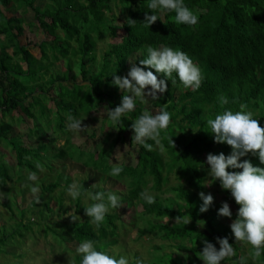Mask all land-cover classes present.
<instances>
[{
  "label": "trees",
  "instance_id": "obj_1",
  "mask_svg": "<svg viewBox=\"0 0 264 264\" xmlns=\"http://www.w3.org/2000/svg\"><path fill=\"white\" fill-rule=\"evenodd\" d=\"M40 1L0 0V144L13 152L15 160V164L10 165L0 154V191L8 187L11 177L19 183L24 181L25 173H38L36 164L41 162L35 157L40 158L41 151L48 154L56 150L52 153L54 163L65 159L74 162L71 159H75L77 163H74L78 164L85 155L92 160H98L100 155L111 160L115 147L124 144L128 137L129 145L137 149L136 165H118L123 168L119 176L115 179L106 176L109 183H124L125 191L119 193L111 188L91 187L87 182L77 180L84 187L83 194L75 200L71 197L67 200L69 207L80 217L77 223L70 221L67 225L72 230L73 241L80 244L94 240L97 251L109 255L108 248L116 244L118 229L124 226L121 216L116 209H110L105 222L97 230L90 217L85 215L84 208L94 203L86 191L93 194L113 192L121 197L122 203L141 205V214L148 224L147 232L178 243L175 246L170 244L169 248L175 247L178 252L185 253V256L165 254L154 258L150 264H200L202 241L206 239L215 246L217 237H227L237 254L231 262L238 264L243 255L241 247L233 243L234 235L229 225L220 221L214 201L208 211L199 212L203 201L198 194L210 193L204 186L209 168L204 162L207 154L222 152L227 156L231 152L226 143H214L207 120L225 110L239 111V105L246 104V111H251L253 118L264 127V0H184V4L198 15L196 26L176 23L175 12H152L147 7L150 0H43L41 4ZM146 14L159 17L149 28L144 23ZM26 15H31V21L26 20ZM128 19L136 23L130 26ZM34 27L44 34V39L36 45L40 54L38 58L29 51V42H21L27 31L34 33ZM115 39L118 41L113 42ZM148 46L156 49L167 46L187 53L201 69L204 77L201 87L197 91L185 89L177 74L173 73L172 79L176 83L166 80L167 91L158 93L159 99L146 97L147 103L137 99L135 110L121 118L118 130L111 129L107 111L119 106L122 96L128 94L112 83L113 75L127 76L130 62L141 66L139 60L147 58ZM59 62L63 63L64 71L55 74L52 69ZM145 70L153 71L158 79H165L154 69ZM78 77L80 81H77ZM53 86L56 87L55 96L49 95ZM221 95L227 97L228 104L221 106ZM48 103L53 104V109ZM102 104L106 108V117L100 128L104 136L102 146L98 148L100 151H86L70 142L65 127L67 115L84 118ZM162 108L171 114L167 131L161 133L165 151L161 152L151 140L147 142L153 144L152 151L132 142V123L146 109L156 114ZM28 120L33 125L28 128L29 134L32 132L37 140L42 139L49 125L54 124V133L60 131L65 136L63 146L56 149L50 142H37L35 150L25 147L20 136L14 137L11 133L14 125ZM36 127L42 135L36 134ZM94 137L92 134V139ZM75 152L78 157L72 156ZM244 159L255 167L264 168L258 156L249 154L241 161ZM228 171L240 172L242 169L229 168ZM107 172L108 169L102 170L103 175ZM64 177L68 185L70 179ZM170 177L176 180V185L168 186ZM148 182H151L149 189L154 191L155 202L152 204L140 196L147 189ZM40 185L43 186L40 202L46 193L51 194L59 187L67 189L60 186L59 180L47 184L42 181ZM214 185L220 186L219 181L216 180ZM163 192L171 196L161 198ZM218 193L222 194L218 207L224 198L234 204L230 191L221 189ZM19 194L22 193L19 191ZM12 196L13 193L11 199L5 197L0 203L14 221L11 233L2 230L0 254L8 240L23 237L22 229H31L24 213L31 210L20 209L18 198ZM35 203L33 199L32 204ZM61 203L59 196V210ZM235 205L238 206L236 202ZM44 206L49 210L48 202ZM237 212L232 214L233 220ZM39 214L44 222L43 212ZM177 216L190 218V222L186 225L168 222ZM164 219L167 221L163 223ZM138 232L141 236L145 230L138 229ZM62 239L67 238L64 235ZM247 246L252 259V248ZM160 248L156 247L157 250ZM81 260L82 257H76L75 264H80ZM254 261L264 264V252Z\"/></svg>",
  "mask_w": 264,
  "mask_h": 264
},
{
  "label": "clouds",
  "instance_id": "obj_2",
  "mask_svg": "<svg viewBox=\"0 0 264 264\" xmlns=\"http://www.w3.org/2000/svg\"><path fill=\"white\" fill-rule=\"evenodd\" d=\"M147 7L152 12L157 10L175 12L176 23L196 26L199 22L198 15L184 4V0H150ZM144 19V23L149 28L159 17L155 14H146ZM128 23L131 26L136 21L128 19ZM130 63L131 67L127 76L113 75L112 79V83L122 93H128L122 96L119 106L107 111L111 129L114 130H118V125L123 116L135 110L137 99L141 103L148 102L146 97L157 100L159 99L158 93L163 94L167 91L166 80H171L172 84H175L176 80L172 79L173 73L177 74L185 89L192 91H197L201 87L204 78L199 66L193 62L187 53L167 46H161L159 49L148 46L147 58L139 60V65L144 67L137 66L133 62ZM145 68L154 69L155 73L163 74L165 79H158L153 71L145 70ZM219 103L221 106L228 104L227 97L221 95ZM239 108L240 110L236 112L225 110L222 114L216 115L214 119L207 120L214 143H226L230 146L231 152L227 156L222 152L207 154L208 175L212 182L204 186H211L214 181L218 180L223 190L230 191L236 204L240 206L236 219L232 220L230 224L231 232L235 241L251 246V257L253 260H258L264 252V168L253 166L247 159L241 161V158L251 154L258 156L260 163L264 164V127H261L258 120L253 118L251 111H246V104H240ZM170 118L171 114L163 108L156 114H151L146 109L131 125L134 131L132 142L152 151L153 144L147 142L151 140L155 142L161 152H164L161 133L167 131ZM67 120V129L74 133L84 132L89 128L87 125H82L81 119H76L71 114L67 115ZM169 139L174 147L171 137ZM36 167L40 172L45 171L39 162H37ZM229 168L242 169V171L230 172L228 171ZM122 171L121 166H114L109 175L119 176ZM27 179L34 182V186L30 187V192L38 204L41 198L40 186L35 182L38 181L39 177L36 172H29ZM25 187L28 185L26 184ZM83 188L81 183L73 182L67 189L68 195L75 200L83 194ZM198 195L203 201L199 212L204 213L213 205V196L204 192H200ZM87 196L96 202L84 208V212L90 217V222L95 225L97 230L105 222L110 209H118L122 206L121 197L113 192L87 193ZM140 196L148 204L155 202L154 195L147 190L141 192ZM217 215L226 218L232 217L227 202L221 203ZM65 216L70 218L71 222L80 221V217L76 215L74 209L66 213ZM175 221L186 225L190 222V218L177 216ZM216 242L219 244V250L206 239L202 241L203 248L199 258L203 260L204 264H221L222 261L237 255L227 237H217ZM96 244L97 242L94 240H85L77 246L76 253L82 255L80 264H129V260L124 256L117 259L106 252L97 251ZM135 264H143V260L137 258ZM238 264H247V259L241 256Z\"/></svg>",
  "mask_w": 264,
  "mask_h": 264
},
{
  "label": "rangeland",
  "instance_id": "obj_3",
  "mask_svg": "<svg viewBox=\"0 0 264 264\" xmlns=\"http://www.w3.org/2000/svg\"><path fill=\"white\" fill-rule=\"evenodd\" d=\"M40 1V0H39ZM43 3V0L39 2ZM21 11H18L20 13ZM26 20L31 21V15L24 16ZM36 25V24H35ZM37 26V25H36ZM34 32L31 34L27 31L25 37H22L21 42L25 43L29 42L28 46L29 51L33 56L38 58L40 56L39 50L36 45L44 39V34L40 32V30L36 29V27L32 28ZM37 31V32H36ZM119 33L121 31H118ZM118 41V39L113 40ZM100 51H98V54ZM64 71L63 63L59 62L54 64L52 72L55 74H61ZM77 81H80V78H77ZM56 87L53 86V89L50 91L49 95L55 96ZM48 95V96H49ZM150 99V98H149ZM148 100V99H147ZM49 107H52L53 104L48 103ZM106 117V108L105 106L99 105L96 110L92 111L88 116L84 118H80L82 120V125H87L89 128L84 132L74 133L67 129V124H65L67 134L70 138V142L73 144L80 146L84 150L95 151L99 147L102 146L103 143V134L100 129L102 126V120ZM24 118V117H23ZM31 120L26 122H21V124H17L13 126L11 135L14 137L20 136V140L23 142V145L27 148H32L35 150L38 146L37 142L51 143V146L54 145L56 149L61 148L65 142L64 135L60 131L54 133L55 125H49L48 129L45 131L42 139L37 140L32 132L29 134V129L32 127ZM39 128L36 127L34 130L37 135H42L41 131L39 132ZM92 134L95 135L94 139H92ZM128 140V137H126ZM18 141L20 142V140ZM124 144H120L115 147L112 152L111 160L107 157H102L100 155L99 159L96 158L90 159L88 155L82 157V160L77 163V160L71 159L74 162L69 160H62L61 163H54L56 160H53V154L56 153V150H51L48 154L45 152H40V158H36L35 160H39L43 164L45 169L44 172H40L38 170V183L40 186V195L42 192L43 186L40 185L42 181L47 184L50 181L59 180L60 186H66L67 189L69 185L73 182H78L77 180H83L89 184L91 187H99L103 189L111 188L115 192H123L125 191L124 183L122 182H110L106 176H110L109 172L114 166L118 165H130L135 166L137 163V149L134 145L130 146L129 141ZM53 149V148H52ZM98 151H100L98 149ZM96 153V151H95ZM0 154L3 155V160H5L8 164L14 165L15 160L13 156V152L9 151L7 147L3 144H0ZM93 154V153H92ZM0 155V158H1ZM78 157V154L75 152L72 156ZM96 156V155H95ZM58 161V160H57ZM204 162L206 163V157L204 158ZM53 163V168H52ZM115 163V164H114ZM207 165V163H206ZM8 167V166H7ZM109 167V168H108ZM108 169L106 175L102 174V170L105 171ZM25 171V170H24ZM208 171L206 172V182L205 184L211 183V177L208 175ZM63 176L61 177V175ZM24 181H19V183H15L12 177L8 183L7 188L0 191V203L5 200V197L10 198L11 193L13 196L18 198V203H20V209L28 208L26 211L25 217L28 219V224L30 225V230H21L23 237H15V240H8L5 247L2 248L0 254V264H75L76 257H82V255H78L76 253V248L79 245L77 242L72 239V230L67 226L70 222V218H68L66 213L71 212L72 208L69 207L68 199L70 196L68 195V191L63 187H59L55 189L51 194L46 193L44 198L41 199L42 202L32 204L33 197L30 192V187L34 186V182L29 181L27 179L28 173L24 174ZM68 176L70 181L69 184H65L64 176ZM115 179V177L110 176ZM216 181H214L211 186H205L207 191L211 193H215L213 195V201L216 204V209L218 210L220 207L217 204L222 199V194L218 193L221 190V186L214 185ZM28 187H25V185ZM177 182L173 177H170V181L168 186L176 185ZM147 191L150 194H154V191L150 190L151 182L147 184ZM167 186V187H168ZM19 191L22 194H19ZM61 192L63 194L61 195ZM89 193V191H86ZM60 193V195H59ZM12 196V197H13ZM59 196L61 200V210H59ZM171 194L168 192H163L160 194L161 198H168ZM48 202V207L44 206V204ZM70 202V201H69ZM88 202V198L86 203ZM96 201H94L95 203ZM223 202H227L230 206V210L235 213L239 209V205L236 206L230 201V199L224 198ZM113 210V209H112ZM42 211L44 217H46L45 221L41 218L42 216L39 212ZM142 207L141 205H129L128 203H122V206L116 209V213L121 216V220L124 222V226L119 227V231L117 232L116 244L110 246L108 248V253L110 256H115L117 259L120 256H124L129 260V264H135L137 258L143 260V264H150L151 261L160 256H164L165 254L177 255L179 253L180 256H185V253L178 252L175 247L169 248V245L172 244L175 246L178 243H173L170 241L163 240L159 238L156 233H149L148 224L146 217L141 214ZM148 218L152 219L151 216ZM219 219L222 223H227L230 227L232 222V218L220 217ZM30 220L32 222H30ZM156 221V220H154ZM164 219L162 222H166ZM169 223L176 222L174 219L169 220ZM54 223H58V225H54ZM14 224V221L11 219L9 212L3 208L0 204V236L4 235L2 230H5L7 233L12 232L11 225ZM41 225V226H39ZM48 226V229L47 227ZM203 228L202 225H200ZM138 229L145 230V233L139 236ZM46 233V234H45ZM59 234V235H58ZM66 236V240L63 241L62 236ZM233 243L241 247L240 252L243 257L247 259L248 263L256 264V262L250 258L248 246L244 243L235 241L233 238ZM183 244L187 245V242ZM156 247H161L160 249H156ZM217 250H219V244H215ZM190 255V254H188ZM200 264H204L201 259ZM221 264H232L231 258L226 259L221 262Z\"/></svg>",
  "mask_w": 264,
  "mask_h": 264
}]
</instances>
